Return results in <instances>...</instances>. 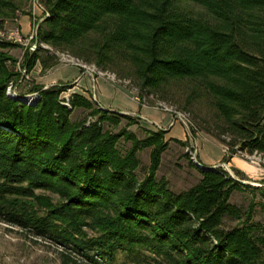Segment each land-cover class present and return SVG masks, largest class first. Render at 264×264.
I'll return each mask as SVG.
<instances>
[{
  "label": "trees",
  "instance_id": "16d2710c",
  "mask_svg": "<svg viewBox=\"0 0 264 264\" xmlns=\"http://www.w3.org/2000/svg\"><path fill=\"white\" fill-rule=\"evenodd\" d=\"M40 2L47 17L24 57L26 73L67 51L102 69L124 66L141 92L187 83L188 102H209L233 152L264 157V0ZM18 11L16 0H0V28ZM18 46L0 40L1 222L56 245L62 264H111L136 251L148 253L146 264H264V225L252 223V205L242 213L229 202L245 189L264 199L263 188L239 183L236 170L197 167L200 180L173 192L156 178L165 131L139 139L127 130L134 118L79 93L63 98L69 83L32 87V100L8 95L19 73L3 50ZM121 140L130 143L124 153ZM143 149L149 166L139 178Z\"/></svg>",
  "mask_w": 264,
  "mask_h": 264
},
{
  "label": "rangeland",
  "instance_id": "374dc122",
  "mask_svg": "<svg viewBox=\"0 0 264 264\" xmlns=\"http://www.w3.org/2000/svg\"><path fill=\"white\" fill-rule=\"evenodd\" d=\"M19 6V11L16 18L5 23L0 30L14 31L22 29L19 18L24 20L23 25L27 26V32L23 36L28 38L34 35L32 40L26 44H17L18 47L3 50L16 63L14 71L19 73L18 80H13V91L19 95H28L30 89L37 85L31 73H26L22 65L24 57L27 52L36 49L35 35L37 25L42 22L43 18L41 0H16ZM42 6H41V5ZM193 13H203L202 9L196 5H190ZM39 23V24H38ZM21 34V33H20ZM22 35V34H21ZM0 40H3L0 38ZM6 41V40H4ZM45 48V46L43 45ZM67 52V51H64ZM54 53V52H52ZM55 52L56 63L65 67H73L83 73V69L74 67L60 62L59 54ZM73 56L71 53L67 52ZM81 60L89 67H94L96 70L105 73V76L100 78L107 80L117 87L126 89L139 109L146 108L150 111L156 112L159 115H165L168 122L164 125L159 123L161 130L165 131V139L169 141L167 150L162 154L161 164L157 171V180L164 179L168 183V188L175 193L183 192L195 185L201 178L199 169L196 166H191L190 151H195V157L200 163L203 161V156L208 158L221 157L219 163L215 166L226 170L231 176L236 177L235 170L240 173L242 181L247 182L250 186L257 189H264V157L257 154H249L236 149L232 151L230 145L227 144L229 136L223 135L218 137V120L214 114L213 109L205 98L193 99L188 102L190 87L187 83L173 84L163 94H150L141 92L139 86L130 70L125 69L122 65H117L112 69H102L94 62H87L81 57L73 56ZM47 69H41L39 74H44ZM84 75H87L85 73ZM107 75H114L116 82L109 80ZM70 84V83H69ZM72 85V84H71ZM71 94V89L63 94V98H67ZM97 101L94 95L90 96ZM166 108L171 109V112L164 111ZM111 112L125 114L135 119L136 123L127 128L128 131L133 132L139 139L145 136L147 131L159 130L157 125L153 124L151 119L144 120L138 116V112L134 113H120L117 110ZM184 115L183 121L176 118V114ZM80 115V112L75 113L74 119ZM174 122L173 125L171 123ZM126 124L122 121L120 128ZM162 124V125H161ZM182 130V144L176 143L169 138V130L173 127L172 133L177 134L179 127ZM120 128L116 129L117 132ZM184 143V144H183ZM118 149L124 153L129 147L130 143H125L122 140L118 143ZM210 150V153H208ZM225 151V152H224ZM232 151V152H231ZM149 152L150 149H143L139 152L140 167L137 171L139 178H142L149 166ZM193 163V162H192ZM194 165V164H193ZM241 180V179H240ZM229 202L241 210L242 213H247L251 206L252 208V223L258 227L264 225V199L260 197L257 191L251 190H235L233 191ZM237 222L232 219L226 220V226H234ZM148 253L143 251H136L133 253H118L111 264H146L145 258ZM0 264H62L60 249L48 242L31 238L25 232L11 227L0 220Z\"/></svg>",
  "mask_w": 264,
  "mask_h": 264
},
{
  "label": "crops",
  "instance_id": "0c3cea01",
  "mask_svg": "<svg viewBox=\"0 0 264 264\" xmlns=\"http://www.w3.org/2000/svg\"><path fill=\"white\" fill-rule=\"evenodd\" d=\"M19 23L22 25L20 33L22 36L27 32V26H25L24 20L19 18ZM41 65L37 63L35 67L30 71L31 76L36 81L37 85L47 88L58 83H70L72 84L71 93H79L87 98L94 95L97 99L99 106L105 110L112 111L117 110L120 113H134L138 112V116L143 118L145 121L151 119L152 123L159 126V123L163 125L168 122L165 115H159L156 112L150 111L149 109L142 108L139 109L138 104L135 102L134 98L126 89L117 87L112 83L100 77L92 78L89 75H84L80 71L73 67H65L62 65H54L46 70L44 74H39L41 72ZM161 124V125H162ZM179 127L177 134L172 133L173 127L169 130L168 136L172 139L183 140L182 130ZM210 153V150L209 152ZM221 157L208 158L203 156L202 163L207 167L215 166L219 163Z\"/></svg>",
  "mask_w": 264,
  "mask_h": 264
},
{
  "label": "built area",
  "instance_id": "2783aa9c",
  "mask_svg": "<svg viewBox=\"0 0 264 264\" xmlns=\"http://www.w3.org/2000/svg\"><path fill=\"white\" fill-rule=\"evenodd\" d=\"M41 5V4H40ZM42 6V5H41ZM42 11H43V18L39 21L42 22L44 21V19L47 17V12L44 8V6H42ZM38 23V24H39ZM38 26L37 25V29H38ZM37 29H36V32H37ZM36 36V35H35ZM0 38L3 39V40H6V41H10L12 43H17V44H26V42H28L29 40H32L34 38V35H30L28 38H24L19 30H14V31H6V30H0ZM46 47V46H45ZM59 53V52H58ZM59 60L60 62L62 63H65V64H68V65H72L74 67H77V68H80V69H83V73L82 74H85L87 73V75H89L90 77L92 78H96V77H101V76H105L106 74L101 72V71H98L96 70L94 67H89L87 66L86 64H84L81 60L69 55L67 52H61L59 54ZM107 77L109 78V80H111L112 82H116V78L114 75H107ZM13 85L12 83L7 87V94L8 95H14L16 94L14 91H13ZM93 100L95 102H97L94 98ZM166 112H171V109L169 111V108H166L165 107V110ZM176 114V113H174ZM177 117L176 118H179L180 120L183 121V118H184V115H181V114H176ZM174 122L171 123V125H173ZM158 129H161L160 126H158ZM191 155V159L192 161H195L196 160V157H195V151H190L189 149H187ZM225 152V151H224ZM253 154H257V153H253ZM257 155H260L262 156L261 154H257ZM213 167H217V166H213Z\"/></svg>",
  "mask_w": 264,
  "mask_h": 264
},
{
  "label": "water",
  "instance_id": "95a60500",
  "mask_svg": "<svg viewBox=\"0 0 264 264\" xmlns=\"http://www.w3.org/2000/svg\"><path fill=\"white\" fill-rule=\"evenodd\" d=\"M28 97H30V96L28 95V96L18 97L17 99L23 101V100H25V98H28ZM97 105L99 106L98 103H97ZM99 108L102 109V110H104V111H107V110L101 108L100 106H99ZM194 164H195L196 167H198L199 169H202V170H210V169H213L214 168L213 166L212 167H207V166H205V165H203V164H201V163H199L197 161L194 162ZM237 181L239 183H241V184H248L247 182H244V181H240V180H237Z\"/></svg>",
  "mask_w": 264,
  "mask_h": 264
},
{
  "label": "bare ground",
  "instance_id": "6f19581e",
  "mask_svg": "<svg viewBox=\"0 0 264 264\" xmlns=\"http://www.w3.org/2000/svg\"><path fill=\"white\" fill-rule=\"evenodd\" d=\"M31 98H26V100H30ZM32 100V99H31Z\"/></svg>",
  "mask_w": 264,
  "mask_h": 264
}]
</instances>
